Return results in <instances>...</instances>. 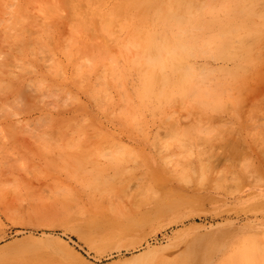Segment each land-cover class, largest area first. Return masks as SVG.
<instances>
[{"label":"rangeland","instance_id":"obj_1","mask_svg":"<svg viewBox=\"0 0 264 264\" xmlns=\"http://www.w3.org/2000/svg\"><path fill=\"white\" fill-rule=\"evenodd\" d=\"M136 2L0 0V264H264V18L219 8L181 28L178 0ZM180 43L192 74L148 73L146 53L173 64ZM45 74L86 77L106 107L34 136L17 101Z\"/></svg>","mask_w":264,"mask_h":264},{"label":"snow or ice","instance_id":"obj_2","mask_svg":"<svg viewBox=\"0 0 264 264\" xmlns=\"http://www.w3.org/2000/svg\"><path fill=\"white\" fill-rule=\"evenodd\" d=\"M85 80L86 77L75 78V84L83 90L77 88L69 90L55 86L46 74L39 75L37 80L30 82L29 92L18 97L17 102L21 105L18 110L27 109L40 114L33 125L34 136H48L56 127H62L64 123L70 121L86 124L88 118L94 117L96 108L106 107L108 94L106 92L97 94L84 87ZM259 143L264 149V129L261 130ZM246 164L249 169L257 166L255 160H248ZM258 168L261 177L264 178V150L261 152ZM76 264H85V262L76 261ZM121 264L124 262L122 261ZM127 264H141V262L129 259ZM152 264H166V262L156 259Z\"/></svg>","mask_w":264,"mask_h":264},{"label":"bare ground","instance_id":"obj_3","mask_svg":"<svg viewBox=\"0 0 264 264\" xmlns=\"http://www.w3.org/2000/svg\"><path fill=\"white\" fill-rule=\"evenodd\" d=\"M261 1L262 0H210L211 6L204 8L203 4H202V6H200L201 2L199 3V6H197L198 3L195 4L192 0H178L179 10L177 12L171 14L170 19H171V22L173 21L175 24H177L181 28H187L190 25H192V26L197 25V27H199L201 29L208 28L209 25L207 23L202 22L203 21L202 18H201L202 21L198 20V13L203 11L202 15L205 16L208 13H213L216 10H218L219 8H222L228 12L231 19L237 20V21H242V22H245L248 24H252V23H254V19L256 17L264 18V6H259V2H261ZM135 4L138 5L139 7L140 6L144 7V6L148 5L147 0H137V2ZM83 6H84V4H83ZM158 9L161 11L165 10V3L161 2L158 5ZM236 25H237L236 23L227 22L218 28L217 40L219 42V46L223 50L228 48L231 45V43L234 41L235 34L240 30L241 27L236 26ZM98 28H99V25H98ZM99 30H100V28H99ZM160 40L162 42V38ZM169 43L171 45V42H169ZM157 47H158V45H157ZM173 47H174V49L177 50V52H179L176 55H173V53H172V56H174L173 57L174 58L173 64H171V62L168 60L169 59V53L167 51H165L164 48L159 47L156 50H153V51L151 50L148 54L146 53V55H145L146 58L144 61L147 65H149L147 68L149 74H151V75L157 74L160 72V70H156V69H165V68H168L170 66L173 68V71L175 72L176 75H178L179 77H182L184 79H186V77L189 76L190 73L192 74V71L191 72H190V70L186 71L184 69V65H182L183 64L182 61L188 55V54H186L187 46L183 43H180L177 45L173 44ZM169 52H171V51H169ZM220 56L223 57V54H220ZM252 57H254V56H252ZM237 59H238L237 56L233 57V60H237ZM141 61H143V60H141ZM143 65L145 66L144 62H143ZM188 66H187V68H188ZM238 72H239V67L237 66L235 69V73H238ZM163 78H165V77H163ZM94 187H95V185H94ZM95 188H97V186ZM110 237H111V235H110Z\"/></svg>","mask_w":264,"mask_h":264}]
</instances>
